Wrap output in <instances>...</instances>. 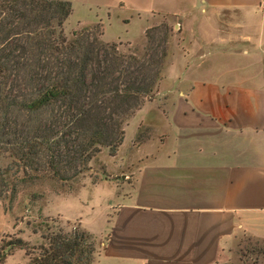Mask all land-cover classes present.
I'll return each instance as SVG.
<instances>
[{"label":"crops","instance_id":"0c3cea01","mask_svg":"<svg viewBox=\"0 0 264 264\" xmlns=\"http://www.w3.org/2000/svg\"><path fill=\"white\" fill-rule=\"evenodd\" d=\"M155 10L178 21L185 46L128 122V157L80 189L94 190L80 194V224L95 264H226L241 241L264 242V0ZM236 55L250 66L220 63ZM141 126L151 133L136 141Z\"/></svg>","mask_w":264,"mask_h":264},{"label":"trees","instance_id":"16d2710c","mask_svg":"<svg viewBox=\"0 0 264 264\" xmlns=\"http://www.w3.org/2000/svg\"><path fill=\"white\" fill-rule=\"evenodd\" d=\"M71 12L63 0H0V159L10 160L0 166V199L13 201L41 174L75 180L103 149L115 157L126 120L152 100L165 47L160 57L157 48L142 59L126 55L102 41L99 26L68 38L63 25ZM44 226L37 255L21 238L6 249L26 250L28 264H95L84 229Z\"/></svg>","mask_w":264,"mask_h":264},{"label":"rangeland","instance_id":"374dc122","mask_svg":"<svg viewBox=\"0 0 264 264\" xmlns=\"http://www.w3.org/2000/svg\"><path fill=\"white\" fill-rule=\"evenodd\" d=\"M63 1L70 2L72 8L71 15L63 25L64 34L68 38L72 37L73 31L99 26V29L103 31L102 41L117 45L118 50L126 55L130 54L142 59L147 49H151L148 51L151 54L152 49L157 48V54L160 57L161 49L165 47L166 57L162 60V68L153 87L152 100L155 99L161 88V81L166 77L167 67L173 60L176 63L179 58L176 52L177 47L181 49L185 45L182 43V28L174 17L163 15L151 19V13L156 11L155 8L162 7V4L168 7L176 6L180 0ZM165 26L167 29L164 28ZM153 28L156 30L153 31ZM146 31H151L148 33L150 38ZM166 34L167 44L163 45L162 41ZM187 42L191 44V40L187 39ZM214 61L218 60L213 58L208 63H214ZM220 63L222 66L236 64L250 66L251 61L246 56L236 55L222 57ZM131 118L124 124L125 138L124 144L120 147V154L117 152L116 156L112 157L109 155V149H103L89 163V170L75 180L59 181L41 174L33 182L21 185L13 201L9 195L0 199V264H28L29 257L26 250L8 251L6 244L21 238L27 243L31 255H37L38 251L33 249L45 242L41 237V234L46 232V227H43L45 223L54 231L61 229L69 232L76 228L83 229L80 218L84 219L89 209L84 205L86 196L81 197V195L92 196L94 190L80 191V189L85 186V181L88 179L95 184L100 178L112 176L116 173L115 162L118 164L120 159L125 160L128 157L130 142L135 131L134 124L129 127L128 122ZM150 133L149 127L141 126L136 139L142 141L149 137ZM9 162V159H0V166H6ZM17 177L21 178L22 173H19ZM34 195L39 197H33ZM35 227L40 228L37 234L32 232ZM92 238L95 244L96 261L97 247L93 236ZM226 264H264V242L241 241L236 255Z\"/></svg>","mask_w":264,"mask_h":264}]
</instances>
